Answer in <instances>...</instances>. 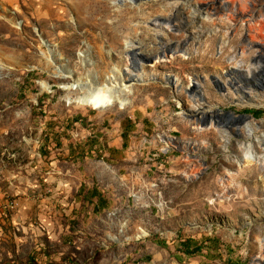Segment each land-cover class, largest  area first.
<instances>
[{
  "label": "rangeland",
  "instance_id": "374dc122",
  "mask_svg": "<svg viewBox=\"0 0 264 264\" xmlns=\"http://www.w3.org/2000/svg\"><path fill=\"white\" fill-rule=\"evenodd\" d=\"M209 2L0 0V264L264 260V109L239 100L246 81L264 95V61L250 64L264 52L240 57L245 22L200 14ZM157 34L174 50L187 41V56L147 65L126 55V43L157 55ZM132 59L143 82L124 79L120 96L105 79L137 74ZM93 83L127 106L78 105ZM212 109L250 115L254 134Z\"/></svg>",
  "mask_w": 264,
  "mask_h": 264
},
{
  "label": "bare ground",
  "instance_id": "6f19581e",
  "mask_svg": "<svg viewBox=\"0 0 264 264\" xmlns=\"http://www.w3.org/2000/svg\"><path fill=\"white\" fill-rule=\"evenodd\" d=\"M214 2H209L208 4H205L204 7H201L200 14H204L203 11L207 9L210 12L211 16H219L221 15L224 20H227L232 26L237 27L238 24L234 25V23H237L239 19L244 23L245 25V38L242 40V43L240 44L239 49V56H244L252 50L253 48L260 49L264 52V11L263 12H254L252 3L250 4L248 0H230L228 3L225 0H213ZM264 1V0H262ZM260 0H253V4L259 3ZM249 6L252 7L251 10L248 9ZM212 5L215 6V8H212ZM249 19V20H247ZM233 22V23H232ZM126 49L133 50L134 48H137L135 45L126 43L125 44ZM127 50V51H129ZM49 55V54H48ZM185 57V56H184ZM263 56H256V58H253L251 60H256V64L260 59H262ZM250 60L251 65H256L255 62L253 63ZM239 65H241V61H237ZM156 64V62H155ZM243 64V63H242ZM241 68L242 66H238ZM251 67L248 68L250 70ZM141 72V71H140ZM137 73L136 76L139 79L137 83L138 84L143 82V74ZM130 76H133V72L130 71V69L125 68L124 71H122V75L116 70L111 69L109 72V75L106 77L105 82H115V86L118 87L119 95L124 96L126 94H130V88L132 85L127 86V84L124 83V79H128ZM248 81H246L240 88L241 93L243 96L240 97V102L245 101V103L251 101L252 103H257L258 107L261 109H264V95L259 94L256 96H252L249 94V91L252 89L250 87H253L252 84H247ZM174 83L177 84V80H174ZM193 83V81H192ZM91 88L93 84H90ZM190 86V84H189ZM238 87V86H237ZM89 89L88 93H85L83 97L79 99V102L77 103L81 107H88L91 108V110H100V108H103L104 106H109V104L113 103L114 101L117 102L120 108H124L127 106L128 102L125 99H115V95L108 96L105 94V92H99V89L92 88ZM254 88V87H253ZM264 88V80L262 81L261 89ZM103 89V88H102ZM109 90V89H108ZM253 91V90H252ZM251 91V92H252ZM193 99V98H192ZM248 99V100H247ZM195 101V99H193ZM195 110H197V107L195 106ZM252 118H247L246 121H244L243 125L236 128V132H239L243 137L247 138L252 137L253 130L249 129L252 125ZM201 122V120H199ZM210 127H213V124H210ZM215 129V127H214ZM246 130H249L248 134H246ZM222 136L226 139L228 136V133L226 131L222 132ZM264 146V137H263V144ZM248 145L245 146L244 150H248ZM252 157L249 156L248 153L245 154V159L248 162H254ZM256 164V163H255ZM192 172V171H191ZM14 206V203L11 202L9 204V208H12ZM17 208V207H15ZM264 240H260V246L263 247ZM255 264H264V260H261L260 256L258 261Z\"/></svg>",
  "mask_w": 264,
  "mask_h": 264
},
{
  "label": "water",
  "instance_id": "95a60500",
  "mask_svg": "<svg viewBox=\"0 0 264 264\" xmlns=\"http://www.w3.org/2000/svg\"><path fill=\"white\" fill-rule=\"evenodd\" d=\"M132 1V0H131ZM143 1H149V0H143ZM136 3V2H135ZM162 21L161 25H159L160 27H163V23H166V24H170L171 25V21H167V20H160ZM153 26H156V24H153ZM156 40H157V46L160 47V51L157 53V55H154L152 57H149V58H146L144 57L143 55L139 54L138 52H135L136 50H129L128 53L126 54L128 57L129 56H132L134 58H139L141 59L140 61H142L144 64H147V65H150V64H153L154 62H162V59L163 57L166 56L167 60L168 58H170L171 56H175V55H182V56H187L186 54V51L184 49L183 46H185L187 44V41L183 42V46L181 48H178L177 50H174V44H167L165 46H162L160 43L163 42V39L161 38V35L160 34H157L156 36ZM130 58V57H129ZM133 60V67L132 69L135 70L137 73H139L141 71V64L140 62H137L136 60L132 59ZM262 60L264 61V58H262ZM253 63L255 62L256 64V60H251ZM255 66H258V63L255 65ZM235 72H237V69L234 70ZM201 79V78H200ZM127 83H137L139 81V79L137 78L136 74H133V76H130L128 79H127ZM245 80V79H244ZM215 84H218V85H222L220 84V82L218 80H215ZM192 88L198 90L197 91V95L198 96V99L199 100V104L201 106H199L197 108V110L194 111V115L196 117H198L199 115H201L202 117H204L206 115L205 112H202L203 110H205V108H207V106L204 104L205 100L203 98V93L201 92V87L199 84H197L195 81L193 83L190 84ZM188 90V89H187ZM195 104H196V101H195ZM197 111V112H196ZM211 112L215 113L216 116L218 115L221 119H224V126H226L229 122L231 121H246L247 118H252L250 115H239L238 118H234L233 117V114L231 112H221L219 110H215V109H212ZM253 119V118H252ZM258 261V258H256L254 260V264Z\"/></svg>",
  "mask_w": 264,
  "mask_h": 264
},
{
  "label": "trees",
  "instance_id": "16d2710c",
  "mask_svg": "<svg viewBox=\"0 0 264 264\" xmlns=\"http://www.w3.org/2000/svg\"><path fill=\"white\" fill-rule=\"evenodd\" d=\"M261 113V112H260ZM257 115H259V112L256 113ZM254 115V114H253ZM255 116V115H254ZM189 245V246H188ZM183 247L184 248H190V242L188 241H185L184 244H183ZM200 249V248H199ZM186 254H191L193 253V251H190L189 249H186L185 252Z\"/></svg>",
  "mask_w": 264,
  "mask_h": 264
}]
</instances>
